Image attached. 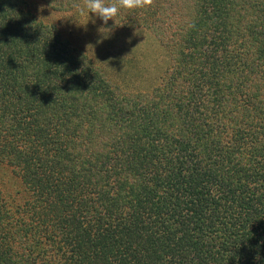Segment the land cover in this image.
I'll use <instances>...</instances> for the list:
<instances>
[{
  "label": "trees",
  "instance_id": "obj_1",
  "mask_svg": "<svg viewBox=\"0 0 264 264\" xmlns=\"http://www.w3.org/2000/svg\"><path fill=\"white\" fill-rule=\"evenodd\" d=\"M124 12L167 56L136 93L0 0V264H264V0Z\"/></svg>",
  "mask_w": 264,
  "mask_h": 264
},
{
  "label": "rangeland",
  "instance_id": "obj_2",
  "mask_svg": "<svg viewBox=\"0 0 264 264\" xmlns=\"http://www.w3.org/2000/svg\"><path fill=\"white\" fill-rule=\"evenodd\" d=\"M44 0H24V10L41 19L44 23L53 22L61 30V40L76 47L90 61L97 65L110 86L119 91L138 92L150 88L155 82L157 73L163 70L167 57L164 49L151 34L142 27L106 28L96 19V15L80 8H68V0H55L56 9L44 5ZM107 4V3H106ZM125 9V14L130 11ZM52 13V14H51ZM146 17V16H145ZM69 23V24H68ZM61 24L64 26L62 27ZM48 34V30H46ZM68 45V47H70ZM110 87V88H111ZM112 89V88H111ZM118 90L108 94L115 101ZM13 175L14 178L9 177ZM3 178L12 189L18 187L19 179L9 170ZM23 187L22 184H20ZM25 188V187H24ZM23 189V188H22ZM13 194V192H12Z\"/></svg>",
  "mask_w": 264,
  "mask_h": 264
},
{
  "label": "clouds",
  "instance_id": "obj_3",
  "mask_svg": "<svg viewBox=\"0 0 264 264\" xmlns=\"http://www.w3.org/2000/svg\"><path fill=\"white\" fill-rule=\"evenodd\" d=\"M153 4V0H114L111 4H106L105 0H84L81 12L95 14L106 25L109 20L117 16L121 8L127 10L146 9Z\"/></svg>",
  "mask_w": 264,
  "mask_h": 264
}]
</instances>
